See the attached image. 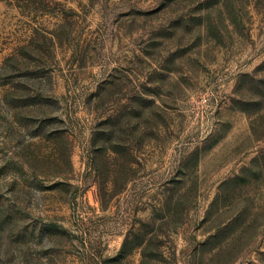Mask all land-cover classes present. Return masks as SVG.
Returning <instances> with one entry per match:
<instances>
[{"label":"rangeland","instance_id":"rangeland-1","mask_svg":"<svg viewBox=\"0 0 264 264\" xmlns=\"http://www.w3.org/2000/svg\"><path fill=\"white\" fill-rule=\"evenodd\" d=\"M0 264H264V0H0Z\"/></svg>","mask_w":264,"mask_h":264}]
</instances>
